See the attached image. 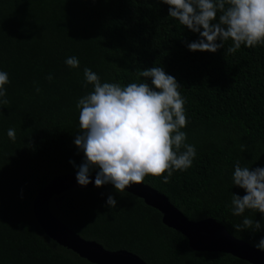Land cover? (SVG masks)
<instances>
[{"label":"trees","instance_id":"trees-1","mask_svg":"<svg viewBox=\"0 0 264 264\" xmlns=\"http://www.w3.org/2000/svg\"><path fill=\"white\" fill-rule=\"evenodd\" d=\"M168 9L161 0H0V71L10 79V103L0 105V264H92L52 241L33 213L38 194L55 178L77 174L84 162L74 140L80 131L76 103L93 91L83 87L85 67L102 83L123 86L151 83L138 70L154 66L174 76L186 99L188 124L181 131L197 155L169 183L153 176L143 183L190 221L212 219L253 247L264 237V230L234 228L244 216L264 228V214L231 211L233 193L246 194L232 183L236 161L264 167V46L242 45L233 55L229 40L215 53L193 52L188 44L199 33ZM71 56L79 59L78 69L66 65ZM109 195L115 208L107 206ZM50 209L82 239L129 251L147 264H249L192 250L157 210L115 188L66 192Z\"/></svg>","mask_w":264,"mask_h":264},{"label":"clouds","instance_id":"clouds-1","mask_svg":"<svg viewBox=\"0 0 264 264\" xmlns=\"http://www.w3.org/2000/svg\"><path fill=\"white\" fill-rule=\"evenodd\" d=\"M169 6V16L200 39L188 44L189 50L212 52L224 48L231 40L228 54H235L244 45L247 48L264 46V0H161ZM219 13V15H218ZM35 39V38H34ZM219 41V43L217 42ZM65 63L73 69L80 67L75 56ZM83 87L93 91L78 99L79 134L74 143L83 152L84 162L79 166L77 181L81 186L92 183V169H99L95 185L111 184L123 193L132 185L153 176L169 183L176 171H187L197 155L194 145L187 143L186 99L179 91L176 78L164 67L138 70V76L148 82H101L100 76L85 67ZM53 79L51 75L47 77ZM9 75L0 71V105H9L6 85ZM41 89L36 87V92ZM8 137L15 142L16 132L9 129ZM70 163L75 164L74 161ZM166 173V175H165ZM232 183L245 195H232L231 211L244 216L246 210L264 214V167L255 169L241 166L236 161ZM107 206L115 208L116 199L109 195ZM239 230L253 233L264 230L260 221L244 216ZM254 247L264 251V237Z\"/></svg>","mask_w":264,"mask_h":264},{"label":"water","instance_id":"water-1","mask_svg":"<svg viewBox=\"0 0 264 264\" xmlns=\"http://www.w3.org/2000/svg\"><path fill=\"white\" fill-rule=\"evenodd\" d=\"M96 174L90 173L92 183L87 186L79 185L77 174L55 178L38 194L33 203V213L37 224L52 241L92 264H147L129 251H107L94 241L82 239L53 215L50 209L51 202L66 192L115 188L111 184L97 187L95 185ZM125 192L143 200L148 207L157 210L162 215L163 224L185 236L192 250L200 253L227 254L249 264H264V251H259L248 243L236 239L227 232L224 226L212 219L200 222L190 221L166 196L150 186L144 183L132 185Z\"/></svg>","mask_w":264,"mask_h":264}]
</instances>
